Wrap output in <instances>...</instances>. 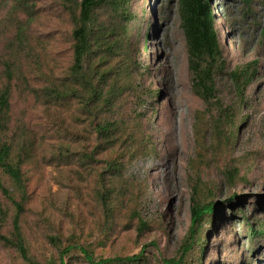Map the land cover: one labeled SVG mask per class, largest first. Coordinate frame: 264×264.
Segmentation results:
<instances>
[{"label":"rangeland","instance_id":"1","mask_svg":"<svg viewBox=\"0 0 264 264\" xmlns=\"http://www.w3.org/2000/svg\"><path fill=\"white\" fill-rule=\"evenodd\" d=\"M12 3L0 0V76L20 25L28 41L11 81L10 132L18 136L22 127L30 140L22 166L29 199L21 216L30 255L41 264H58L59 251L68 244L86 247L95 258L133 254L146 246L141 263L161 264V257L175 255L188 228L187 170L200 150L202 159L198 163L201 156L196 157L192 166L206 185L215 188L216 214L221 216L208 234L203 264H264V241L255 246L257 257H250L252 243L240 221L229 220L232 211L225 205L238 195L242 200L237 204L243 205L245 214L257 211L255 217H264V0H211L225 60L217 78L220 104L234 99L228 73L254 58L260 60L246 91V106L234 113L233 119L244 123L230 146L212 136L218 116L215 103L206 106L192 92L177 0H133L138 16L131 39L136 90L126 92L106 113L130 135L121 134L112 148L97 146L93 130L73 101L41 95L70 63L71 20L59 0H35L32 20L14 11ZM150 90L158 94L151 96ZM197 111H203L200 149L193 130ZM218 124L225 131L231 128L225 120ZM149 145L153 151L141 153ZM132 150L136 155L130 154ZM83 152H91V160L83 161ZM113 158L123 163L112 173L105 170V163ZM235 165L241 175L250 173L249 182L238 180L229 186L224 181L221 170ZM0 177L15 193L10 181ZM105 188L112 208L110 223L100 197ZM0 205L11 210L1 193ZM134 210L144 222L141 232ZM9 229L8 222L4 231ZM64 260L87 264L76 248L67 251ZM0 264L27 263L14 248L0 243Z\"/></svg>","mask_w":264,"mask_h":264},{"label":"trees","instance_id":"2","mask_svg":"<svg viewBox=\"0 0 264 264\" xmlns=\"http://www.w3.org/2000/svg\"><path fill=\"white\" fill-rule=\"evenodd\" d=\"M59 2L71 20L70 63L43 87L41 95L52 101L60 99L73 101L83 115V121L93 130L97 146L102 144L104 147L112 148L120 141L121 134H124V138L130 135L121 129L118 121L110 119L106 113L118 105L126 92L136 90L133 81L136 68L131 39L136 29L132 22L136 21L138 16L132 9L133 0H59ZM177 5L185 38L192 92L206 106L215 103L214 108L217 109L218 116L211 132L212 136L222 140L224 145L230 146L235 143L236 133L244 123L242 119H233L234 113L236 109L246 106V91L258 73L256 66L260 60L254 58L247 65H239L228 73L234 99L229 105L223 106L216 93L217 78L225 68V60L211 0H177ZM12 8L23 13L26 19L32 20L35 0H13ZM27 39L25 30L17 25L13 40L9 44V53L3 60V76H0V174L10 181L15 191V193L10 191L0 177V193L11 205V210L0 205V243L5 247L14 248L25 263L41 264L30 255L21 227V216L29 199L22 166L29 155L26 151L30 147V140L22 127H19L18 136L10 132L11 81L17 77L15 74L19 70L20 55L27 47ZM154 94H158V91L150 92L151 96ZM202 113L203 111L195 113L193 126L195 145L199 149L203 148L204 143L201 127L198 126L201 124ZM224 120L231 125L227 131L218 124ZM149 146L150 149H142L141 153L153 151L152 146ZM130 154L136 155L134 150ZM201 155L200 150L194 154L187 170L190 190L188 228L175 255L161 257V264H203L208 234L217 228L216 219L221 218L216 214L218 204L215 188L206 185L192 166L195 158ZM91 157V152H83L81 159L89 161ZM201 159L202 156L196 161L199 163ZM121 161L116 158L107 161L105 170L112 173L120 171L119 165L123 163ZM221 172L229 186L235 185L238 180L249 182L247 175L250 173L241 175L237 165L226 167ZM104 191L106 192V188L100 192V197L108 216L107 222L110 223L112 208L106 202ZM241 200L234 194L226 200L225 205L232 211L229 220L240 221L242 232L248 237L247 242L252 243L248 253L250 257H257L259 253L255 246L259 247L261 245L259 241H264V217H255L257 211L250 215L245 214L243 205L237 204ZM235 206L237 208L233 212L232 208ZM133 217L138 218L137 229L141 232L144 222L137 210L133 211ZM8 222L10 229L5 232L4 227ZM145 247L142 246L137 253L124 256L95 258L86 247L68 244L59 251L58 264H69V260H64V256L72 248L82 253L87 264H140L144 259Z\"/></svg>","mask_w":264,"mask_h":264}]
</instances>
